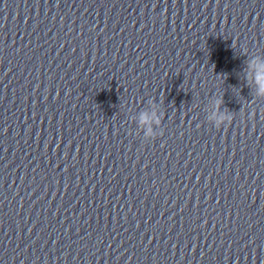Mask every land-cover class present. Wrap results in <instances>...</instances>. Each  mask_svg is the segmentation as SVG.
<instances>
[{
	"label": "clouds",
	"instance_id": "9594fccd",
	"mask_svg": "<svg viewBox=\"0 0 264 264\" xmlns=\"http://www.w3.org/2000/svg\"><path fill=\"white\" fill-rule=\"evenodd\" d=\"M257 83L259 85V93L258 94L264 95V73L258 74ZM153 115H155V114H153ZM224 119H230V117H221V120H224ZM149 122H150L149 115L147 113H142L141 118H140V123L143 125V124H148ZM149 134H151L150 129H149Z\"/></svg>",
	"mask_w": 264,
	"mask_h": 264
}]
</instances>
